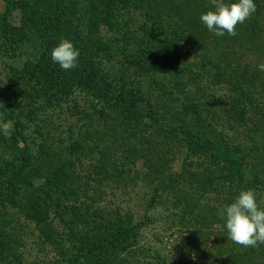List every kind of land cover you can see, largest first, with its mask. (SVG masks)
I'll use <instances>...</instances> for the list:
<instances>
[{"label": "trees", "instance_id": "16d2710c", "mask_svg": "<svg viewBox=\"0 0 264 264\" xmlns=\"http://www.w3.org/2000/svg\"><path fill=\"white\" fill-rule=\"evenodd\" d=\"M2 1L8 5L12 2ZM40 1L46 11L41 10L36 15L38 20L24 21L20 27L12 26L5 13H0V220L10 217L5 211L7 205L18 206V188H27L26 192L35 189L27 182L23 168L2 153L15 140V136L5 135L2 119L15 118L22 105L31 107L40 101L57 105L75 90L90 91L141 144L143 152L149 148L151 152L143 158L155 160L154 175L160 184L175 188L190 182L191 191L201 193L202 183H207L222 195L223 206L231 203L240 190L251 188L264 205V71L256 67L264 62V0H255L256 11L236 26L235 35L222 37L209 32L200 22V14L212 7L211 0H83L89 12L74 10L75 5L79 8V0ZM131 10L142 13L144 24L129 31V20L124 24L122 20L123 14ZM81 27L92 36L100 27L124 31L122 36L129 43L126 50L131 54L125 58L121 77L115 79L103 69L104 60L99 54L109 46L98 36L92 41L83 37ZM32 30L46 40L39 61L1 77L3 61L16 55ZM61 37L70 39L80 52L77 66L69 71L50 58V50ZM89 41L92 48L85 49ZM167 72L174 83H156L161 94L154 104L152 98L133 88L136 79ZM218 87L227 91L226 97L216 103L212 88ZM165 98L174 104L167 110L166 103L161 104ZM144 105L148 113L143 112ZM162 109L166 113L173 110V118L160 116ZM222 124H226L224 132L219 129ZM174 148H184L197 159L209 158L211 167L185 163L182 175L166 178L159 166L166 165ZM21 157L24 163V154ZM217 185L220 190L215 189ZM27 200L37 207L46 202L41 195L32 193ZM38 215L36 221H45V216ZM220 219L224 226L221 216ZM1 224L0 263L22 264L19 241L2 230ZM109 228L99 225L94 234L89 232L85 239L77 240L81 241L85 264H120L116 254L128 251L139 235V227L132 222L124 226L117 221ZM223 235L224 247L234 244L226 229ZM240 249L233 258L239 264H264V243Z\"/></svg>", "mask_w": 264, "mask_h": 264}, {"label": "rangeland", "instance_id": "374dc122", "mask_svg": "<svg viewBox=\"0 0 264 264\" xmlns=\"http://www.w3.org/2000/svg\"><path fill=\"white\" fill-rule=\"evenodd\" d=\"M11 1L8 5L0 0V13H5L12 26L38 20L36 15L45 10L40 0ZM83 9L89 12L87 2L79 0V8L75 5L74 10ZM87 12L85 15H89ZM123 15V24L129 20V31L144 24L139 11ZM81 29L83 37L92 41L98 36L109 46L99 54L104 60L103 69L115 79L121 77L125 58L131 54L126 50L124 31L117 33L100 27L92 36L86 28ZM45 41L40 33L30 31L16 55L3 61L1 77H9L12 71H21L26 64L39 61ZM90 41L85 49L92 48ZM169 74L133 79V88L152 98L154 104L161 94L156 83H174ZM226 91L223 87L212 88L216 103L226 97ZM165 103L166 110L174 106L166 98L161 104ZM22 106L15 118L2 119L5 135L15 136L2 153L23 168L27 182L35 189L26 192L27 188H18L21 192L14 196L18 206L7 205L5 211L10 217L0 220L1 229L20 243L22 264H85L81 241L77 240L85 239L89 232L94 234L99 225L113 228L117 221L124 226L136 223L139 227L131 248L116 254L120 264H239L233 258L241 246H223L225 229L218 211L223 207V197L219 191L209 188L207 183H202L201 193L191 191L190 182L175 188L160 184L154 175L155 160L148 162L143 158L151 152L149 148L143 152L141 144L90 91L75 90L57 105L40 101L31 107ZM144 106L143 112L148 113L147 105ZM171 111L166 113L162 109L159 115L170 120ZM222 125L223 129H219L224 132L226 124ZM168 158V164L159 166L166 178L182 175L185 163L211 167L209 158H194L184 148L172 149ZM215 189L220 190L218 185ZM30 193L41 195L46 200L43 206L29 203ZM43 212L46 214L42 215ZM37 215L45 216V221H36Z\"/></svg>", "mask_w": 264, "mask_h": 264}, {"label": "clouds", "instance_id": "9594fccd", "mask_svg": "<svg viewBox=\"0 0 264 264\" xmlns=\"http://www.w3.org/2000/svg\"><path fill=\"white\" fill-rule=\"evenodd\" d=\"M211 3L212 7L202 12L199 18L201 24L218 37L235 35L236 26L256 11L255 0H211ZM79 55V49L65 37H61L50 50L52 62L65 71L77 66ZM256 67L264 71V62ZM218 211L228 238L235 244L248 247L264 243V205L253 189L240 190L231 203Z\"/></svg>", "mask_w": 264, "mask_h": 264}]
</instances>
